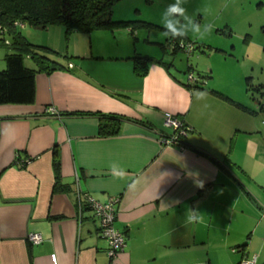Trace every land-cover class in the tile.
<instances>
[{
    "label": "crops",
    "instance_id": "1",
    "mask_svg": "<svg viewBox=\"0 0 264 264\" xmlns=\"http://www.w3.org/2000/svg\"><path fill=\"white\" fill-rule=\"evenodd\" d=\"M20 31L73 67L37 73L34 103L0 105V264H108L85 196L114 201L118 264H264L262 97L251 107L210 76L187 87L172 61L150 62L140 77L132 57L155 56L135 40L124 47L129 35L113 28ZM8 52L0 46V70ZM108 115L124 118L116 135L99 133ZM166 116L187 127L180 145L161 141L174 133Z\"/></svg>",
    "mask_w": 264,
    "mask_h": 264
},
{
    "label": "rangeland",
    "instance_id": "2",
    "mask_svg": "<svg viewBox=\"0 0 264 264\" xmlns=\"http://www.w3.org/2000/svg\"><path fill=\"white\" fill-rule=\"evenodd\" d=\"M176 3L177 0L116 1L111 12L112 21L117 22L113 29L121 38L129 35L122 45L132 48L135 40L138 52L172 61L173 74L185 82L188 72L200 81L205 78L208 82L210 76L216 87L240 97L251 107L252 98L264 100V0H181L184 16L167 13L168 6ZM169 22L175 34L164 26ZM170 36L193 44L192 51L175 52ZM27 64L30 67L32 63ZM258 116L259 122L264 120V111ZM261 129L264 131V126Z\"/></svg>",
    "mask_w": 264,
    "mask_h": 264
},
{
    "label": "trees",
    "instance_id": "3",
    "mask_svg": "<svg viewBox=\"0 0 264 264\" xmlns=\"http://www.w3.org/2000/svg\"><path fill=\"white\" fill-rule=\"evenodd\" d=\"M116 1L118 0H0V46L10 51L4 57L5 68L0 70V105L34 103L37 73L50 74L60 69H71L69 64L65 67L60 63L48 48L27 41L20 31L22 26L45 29L49 26L60 25L64 26L67 32L86 34L98 29H112L114 25H117V22L111 19L112 7ZM120 23L126 24V22ZM6 38L11 40L9 44H5ZM176 49L179 48L174 47L173 50L176 52ZM27 56L34 62V68L26 66ZM132 60L134 72L140 77L147 73L150 62L162 63L167 68L173 65L140 54H135ZM206 82L207 80L203 78V81L198 80L194 83H189L187 80L184 84L187 87L204 88ZM247 90L249 91L248 88ZM257 90L258 93L261 91V89ZM210 92L241 110L251 114L256 113L216 91ZM106 117L111 119V122H102L99 133L104 136L119 133L124 118L113 115ZM182 127L187 130L183 123Z\"/></svg>",
    "mask_w": 264,
    "mask_h": 264
},
{
    "label": "built area",
    "instance_id": "4",
    "mask_svg": "<svg viewBox=\"0 0 264 264\" xmlns=\"http://www.w3.org/2000/svg\"><path fill=\"white\" fill-rule=\"evenodd\" d=\"M170 43L173 47H177L181 50H186L187 52L192 51L193 44L181 41L177 37L170 36ZM5 44H9V41L5 40ZM72 67V64H69V68ZM187 80L189 83H194L200 79L199 77H194L193 73L190 72L187 76ZM49 112H53V108H49ZM164 124L167 128H172L174 130V133L167 139L161 138L162 143L170 146L180 145L181 138H183L187 132L186 129H183L182 122L176 117L166 116ZM85 197L88 205L91 207L96 217L98 218L100 235L107 241L108 264H118V255L125 247V237L119 230L114 227L116 214L113 205L114 201L111 199L106 204H101L91 197ZM27 239L34 245L40 244L42 242V237L39 234L35 233L29 234L27 236ZM255 260L256 258L242 260L240 264H255Z\"/></svg>",
    "mask_w": 264,
    "mask_h": 264
},
{
    "label": "clouds",
    "instance_id": "5",
    "mask_svg": "<svg viewBox=\"0 0 264 264\" xmlns=\"http://www.w3.org/2000/svg\"><path fill=\"white\" fill-rule=\"evenodd\" d=\"M180 2H181V0H177V3L175 5H169L167 8V13H176V14H179L180 16H184L185 15V9L179 6ZM164 26L166 29L171 30V32L173 34L176 33V29L174 28L172 23L169 22ZM196 31L198 32L199 28H197ZM168 34H169L168 31H166L165 35H168ZM113 171H114V174H116L120 177H123V175H124L123 172L117 173V172H115L114 169H113Z\"/></svg>",
    "mask_w": 264,
    "mask_h": 264
}]
</instances>
